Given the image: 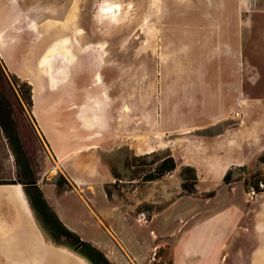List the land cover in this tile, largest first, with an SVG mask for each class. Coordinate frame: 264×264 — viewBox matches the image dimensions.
<instances>
[{"label": "rangeland", "instance_id": "1", "mask_svg": "<svg viewBox=\"0 0 264 264\" xmlns=\"http://www.w3.org/2000/svg\"><path fill=\"white\" fill-rule=\"evenodd\" d=\"M9 2L12 22L19 20L18 11L21 16L24 13L28 17L25 22H32L33 42L40 39L41 24L43 46L46 45L45 41L54 40L56 32L68 34L70 40L65 45L46 53L48 57L53 54L49 60L52 65H43L45 88H49L51 94L59 93V100H65L69 104L75 102L77 106L81 100L82 87L88 82L87 74L100 73L104 76L109 70L118 74L115 70L122 69L121 78L128 80L129 86L128 92L124 93V102L129 107L126 109L127 116L122 115V119L118 117V123L127 118L131 123L129 127H133L136 111L130 106L135 100V92L130 84L135 87L136 80L142 79L143 129L136 131L133 128L132 132L134 136L135 133L143 135L139 142L146 151L151 152L139 154L130 145H121L110 152H104L99 158H86L85 154L68 157L71 158V164H83L92 173L100 165L103 171L111 172L112 185L102 186L99 181L90 177L92 181L88 186L78 187L68 181L71 187H58L57 183L63 182L62 176L68 179L61 171L50 145L43 141V169L38 186L54 213L58 216L60 201L62 197H66L64 202L71 213V216H65L69 220L68 228L97 247L111 264H248L253 254L245 251L242 244L245 245L251 238L257 244L264 242V239L259 238L260 232L264 234V216H251L244 212L233 216H211L209 213L227 205L243 204L244 180H250L257 173L264 176V165L259 162L263 153L245 167H234L233 178L239 181L229 186L224 184V177L220 178L219 173L214 174V181L208 174L197 170L198 191L195 195H187L182 189V171L188 165L192 167L194 164L198 168L202 166L200 137L212 138L223 133L239 122L240 115L234 119L231 114L233 109L227 108L226 111L231 114L228 119L216 125L202 127L211 123L206 116L208 110L196 107L200 106L198 91L192 97L186 96L189 103L197 102L191 104L193 107L186 108L187 106L177 105L179 100H184L182 93L167 92L161 94L164 97L159 99L152 83L156 84V76L163 70H170L171 74L174 71L180 72L182 75L184 69L200 74L207 70L231 71L238 68L246 74V89L249 93L264 99V0ZM116 5H120L116 14L112 12L101 15L100 9ZM89 43H97L98 46L88 47ZM59 51L69 55L71 60H56ZM59 69L64 71L57 75ZM52 76L54 84L50 82ZM109 79L106 78V81ZM29 82L37 88L38 99L43 101L44 108L41 82L34 77ZM91 87L96 90L102 88L100 78ZM87 100L86 98L76 121L79 130L86 126L84 123L89 124ZM95 101L98 110L95 122L100 121L101 124L109 119V112L106 110L108 106L98 95ZM159 101L160 104L164 102V106L159 109L157 118L163 124L176 128L167 137L163 135L161 128L152 126L157 111L155 104ZM80 137H76L70 152H75V149L87 141ZM52 141L58 148L54 137ZM259 143L261 142H257L256 147ZM168 155L176 160L177 169L155 181H145L153 175L160 159ZM0 158L6 170H11L12 177L15 178L19 169L12 153L6 148L0 153ZM20 185L19 193L30 208L44 239L58 252L59 261H63V264H92L65 247L70 243L64 237L55 236L44 226L33 209L24 186ZM105 186L112 194L110 199ZM212 191H215V196L206 199L205 195ZM29 193L33 198L36 197L33 188L29 189ZM259 195L249 191L245 196L252 204ZM18 212L20 204L0 193V228L16 229V222L26 219L24 216H17ZM78 213L80 216H77ZM251 232L255 236L250 235ZM196 241L201 244L193 246ZM9 248L11 247L7 242L0 243V264H6L2 251ZM18 257L26 261L20 264H29L33 260L24 252H19ZM252 261L263 262L264 253L255 254Z\"/></svg>", "mask_w": 264, "mask_h": 264}, {"label": "crops", "instance_id": "2", "mask_svg": "<svg viewBox=\"0 0 264 264\" xmlns=\"http://www.w3.org/2000/svg\"><path fill=\"white\" fill-rule=\"evenodd\" d=\"M9 1L10 0H0V36L4 43V49L0 48V58L3 60L10 74L16 75L21 80L27 81L30 84L31 82L29 81H31L33 77L38 78L41 82V89L45 100L44 108L43 101L38 99L37 88L31 84L34 103L32 115L36 120L37 129L45 138L47 144L50 145L58 159L57 162L60 164L61 171L66 175L68 181L72 185L78 187L88 186L92 181L90 177L99 181L102 186L112 184L113 176L111 172L103 171L100 165H97L92 173L86 170L87 168L83 164L80 166L71 164V158L68 157L85 154L86 158L88 156L99 158L104 152H110L121 145H130L131 148L139 154L151 152L146 151L139 142V138L143 135L135 133L134 136L132 132L133 128H135L136 131L143 129L144 91L143 84L141 83L142 79L136 80L135 87H133L134 84H130L132 87L131 89L135 92V100L132 101V106H130L131 109H135L136 111L133 127H129L131 123L125 117V121L118 123V117L122 119V115L127 116L128 113L126 109L129 107L128 103L124 102L126 100L124 93L128 92L129 86L128 80H122L121 78L123 73L122 69L118 71L115 70L118 74H113L114 71L112 70L107 71V73L104 74L105 78L100 73H94L93 75L87 74L88 82L87 85L82 87L81 100L77 106H75V102L69 104L65 100H59V93L51 94L49 88H45L43 81V57L48 56L46 53L50 51L52 47H56L58 50L62 45L61 41H59L60 36L65 37L68 36V34L65 35V33L62 34V32H56L54 33V40L50 39L45 41L46 45L43 46V24H41L39 30L40 39L39 41L33 42L31 37L32 22H25L28 17L25 16L24 13H22L23 15L21 16L19 11L17 13L19 20L17 22H12ZM11 41L13 42V46L10 47ZM90 46L96 48L98 44L89 43L88 47ZM50 57H48L49 59L46 63L48 67L52 65V62L50 63L49 60L52 59L53 54ZM69 57V55H65L62 51H59L56 60H58V58V61L61 62L71 60ZM63 71L59 69L57 75L61 74ZM171 73L172 71L170 70L158 72L156 84H154V82L152 83V87L156 89L157 97L161 99L164 97L161 94L167 92L174 93L177 91L183 94L184 99L179 100L177 105L191 108L193 107L192 103L197 104V102L191 101V103H189L190 101L186 100V96L192 97V94L198 91L200 94V106L196 105V107L208 110L206 116L211 123L202 127H209L222 123L228 119L231 114L234 119H237L238 113L240 115V118H238L239 122L231 128H227L223 133L212 138L200 137L202 144L200 166H202L198 168L196 165L192 164V167H194L196 171L198 170L199 173L208 174L211 180H214L213 176L215 173H219L220 178H223L232 167H245L253 163L255 158L264 152V99L254 97L249 93V90L246 89V74H244V70L241 71L238 68L231 71L207 70L200 74H193L196 72L184 69L182 75L179 74L180 72L177 73L176 71L173 72L174 74ZM108 77L110 79L106 81ZM142 77L143 75H141V78ZM98 78H100L102 88L96 90L91 87V84H97ZM97 95L107 103L108 107L106 110L109 112V119L101 124L100 121L95 122L96 111H98L95 105ZM86 98L88 99L87 112L89 113V124L84 123L83 125L86 126L79 130V126H76V121L79 119V111L85 103ZM163 104H160V101L158 104H155L157 111L152 126H157L158 129L161 128L163 135L167 137L170 133L175 132L176 128L168 126L169 124H163L157 118V116H159V109L164 106ZM167 105L170 106V104ZM227 108L233 109V113L229 114L228 111H226ZM100 125H102V129H100ZM77 136H81L80 138H85L87 141L79 148L75 149V152L74 150L70 152ZM52 137L55 138L58 148L54 145ZM257 142L261 143L256 147ZM63 159L65 160L62 161ZM1 186L10 185H0V187ZM19 186L21 192V185ZM244 191L243 204L237 206L227 205L209 214L211 216H233L235 213L242 215L244 212L249 213V215L251 214V216H264V193L259 195L256 202L250 204L245 196L247 193L245 188ZM65 199L66 197H62L57 214L60 216L61 221L69 227V220L65 218V216H71V213L69 207L64 202ZM22 200L23 203L20 205V212L17 214L21 217L24 216V218H26L25 221L19 219V222H16L15 225L18 229L0 228V243L7 242L9 247H11L8 250L2 251V258L5 260L4 263L20 264L26 262L24 259L18 257L19 252H24L26 255L33 258L29 264H63V261H59L57 257L58 252L51 248L44 239L43 232L37 225L23 197ZM77 216H80L79 213ZM260 234L263 238L261 236H259V238L263 240L264 234L262 232H260ZM250 235H254V233L251 232ZM195 244L199 246L201 243L196 241L193 243V246ZM256 244L257 242L253 238L245 245L242 244L245 251H251L253 254L248 264H264V261H252L255 254L264 253V242Z\"/></svg>", "mask_w": 264, "mask_h": 264}, {"label": "trees", "instance_id": "3", "mask_svg": "<svg viewBox=\"0 0 264 264\" xmlns=\"http://www.w3.org/2000/svg\"><path fill=\"white\" fill-rule=\"evenodd\" d=\"M33 104L31 84L21 80L16 75L10 74L0 58V153L2 154L7 148L14 156L19 169L16 177L13 178L11 170H6L5 164L0 158V185L22 184L37 215L38 211H41L44 216H47V229L55 236L64 237L69 241L70 245L65 247L92 264H111L97 247L83 240L58 218L38 186L43 169V141L46 143V140L37 129L36 120L32 115ZM259 162L264 165V152L260 156ZM176 169V160L172 155H168L160 159L153 175L147 177L145 181H155L168 173L174 172ZM182 174L183 192L189 196L195 195L198 191L199 181L196 169L185 166ZM113 175L117 180L119 179L114 171ZM233 175L234 167L225 174L223 179L225 185L229 186L239 181L235 180ZM62 181L57 183L58 187H71V184L63 176ZM244 184L247 192L264 193V176L261 173L253 175L250 180H244ZM110 185L112 184H107V186ZM107 186H105V191L110 199L112 194ZM31 188L35 190V198L29 193ZM214 196L215 191L208 192L205 195L206 199H211Z\"/></svg>", "mask_w": 264, "mask_h": 264}, {"label": "bare ground", "instance_id": "4", "mask_svg": "<svg viewBox=\"0 0 264 264\" xmlns=\"http://www.w3.org/2000/svg\"><path fill=\"white\" fill-rule=\"evenodd\" d=\"M12 2V1H11ZM16 3V2H15ZM17 5V3L15 4V6ZM17 7H18V5H17ZM117 9H120V5H116V6H109V7H107L106 9H100L99 11H100V13H101V15L102 16H104V15H107L108 13H112V12H114V14H116V10ZM13 11V10H12ZM98 11V12H99ZM14 12V11H13ZM99 13V14H100ZM18 16V15H17ZM99 16V15H98ZM108 17V16H107ZM18 18V17H17ZM17 18H15V19H17ZM106 18V17H105ZM14 22V21H13ZM1 35V34H0ZM3 39H2V37L0 36V48L1 49H4V43H3V41H2ZM70 39H69V36H65V37H61L60 36V39H59V41H61V43H62V45H65L68 41H69ZM74 41V40H73ZM56 49V47H52L51 49H50V51H53L54 52V50ZM51 58V57H50ZM48 56H47V58H46V56L45 57H43V65L44 64H46L47 62H48ZM75 61V60H74ZM72 63V62H71ZM54 77L52 76L51 77V79H50V82L52 83V84H54ZM97 108V107H96ZM81 114V113H80ZM81 116V115H80ZM19 188H20V186L18 185V186H1L0 187V193H5L6 195H8L9 196V199L10 200H12V201H14V202H17V204H22L23 203V200H22V196H21V194L19 193ZM17 216H18V214H17Z\"/></svg>", "mask_w": 264, "mask_h": 264}, {"label": "flooded vegetation", "instance_id": "5", "mask_svg": "<svg viewBox=\"0 0 264 264\" xmlns=\"http://www.w3.org/2000/svg\"><path fill=\"white\" fill-rule=\"evenodd\" d=\"M38 217L42 220V222H43V224H44V226L46 227V228H48L47 226H48V218H47V216H44L43 215V213L41 212V211H38ZM49 230V229H48ZM51 232V231H50ZM52 233V232H51Z\"/></svg>", "mask_w": 264, "mask_h": 264}, {"label": "built area", "instance_id": "6", "mask_svg": "<svg viewBox=\"0 0 264 264\" xmlns=\"http://www.w3.org/2000/svg\"><path fill=\"white\" fill-rule=\"evenodd\" d=\"M237 115H239V114H237Z\"/></svg>", "mask_w": 264, "mask_h": 264}]
</instances>
